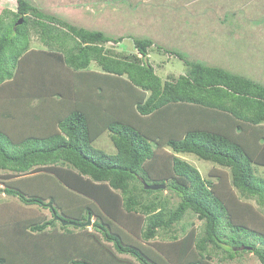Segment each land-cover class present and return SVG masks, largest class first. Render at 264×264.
<instances>
[{"label": "trees", "instance_id": "16d2710c", "mask_svg": "<svg viewBox=\"0 0 264 264\" xmlns=\"http://www.w3.org/2000/svg\"><path fill=\"white\" fill-rule=\"evenodd\" d=\"M16 8L0 14V169L9 171L4 193L20 203L0 205V264H212L211 246L264 264V213L252 203L264 208L253 169L264 167V86L169 50L187 71L164 80L151 39L129 35L135 52L119 53L127 37L31 0ZM32 34L45 48L32 47ZM171 122L188 130L166 139ZM105 132L115 155L94 147ZM178 154L217 166L206 178ZM145 184L165 185L179 204L169 208ZM190 214L203 232L173 234ZM89 217L92 231L62 223ZM160 232L170 240L154 241Z\"/></svg>", "mask_w": 264, "mask_h": 264}, {"label": "rangeland", "instance_id": "374dc122", "mask_svg": "<svg viewBox=\"0 0 264 264\" xmlns=\"http://www.w3.org/2000/svg\"><path fill=\"white\" fill-rule=\"evenodd\" d=\"M31 1L45 12L73 25L101 31L106 35L127 37L121 49L109 44V48H116L121 51L119 53L135 52L132 39L128 38L129 35L153 40L155 45L150 52L151 62L165 80H168L169 76L177 77L187 71L186 65L181 60L169 57L164 52L169 50L211 67H221L264 86V0ZM87 2L92 8H87ZM4 10L16 12V0H0V14H4ZM8 21L7 17L6 22ZM32 47L45 48L33 34ZM95 68L96 65L93 64L92 69ZM18 98L19 96L16 95V103L19 102ZM94 147L110 155L117 153L109 132L99 137L94 142ZM177 156L184 157L185 161L196 167L206 178L209 177L213 167L217 166L191 154ZM253 169L257 176L264 177V167L253 165ZM5 174H9V171L0 169V205L12 202L15 206L20 202L4 193V189L8 187L5 182L8 180H4ZM161 199L167 200L169 208H175L180 201L166 188L161 193ZM252 203L264 213V208L255 201ZM39 211L47 216V220H52L49 209L41 208ZM95 219V217L91 218L92 224L87 227L89 231L93 230ZM57 226L59 227V224ZM193 228L197 229L199 234L202 233L204 222L190 214L174 227L173 234L183 237ZM48 230L52 231L51 228ZM226 232L229 233V229ZM170 236V233L160 232L154 241H169ZM250 241L255 240L251 237ZM257 246L260 247L261 244L257 243ZM213 247L209 248L212 264H262L252 251L229 259L224 251Z\"/></svg>", "mask_w": 264, "mask_h": 264}, {"label": "crops", "instance_id": "0c3cea01", "mask_svg": "<svg viewBox=\"0 0 264 264\" xmlns=\"http://www.w3.org/2000/svg\"><path fill=\"white\" fill-rule=\"evenodd\" d=\"M86 1V0H85ZM90 1H94V0H90ZM87 5H88V2H87ZM92 8L91 6H87V8ZM150 55H151V53H150ZM150 60H151V58H150ZM155 66V65H154ZM155 68H156V70H157V73H158V68L155 66ZM182 75V74H181ZM180 76V74L177 76V77H175V76H169L168 78L169 79H174V78H178ZM162 77V76H161ZM163 78V77H162ZM165 80V79H164ZM188 130V128H187V126L184 124V122H180V123H173V122H171L169 125H167L166 123L165 124H163L162 125V130H161V132H162V134L164 135V137H166V139H169V138H171V139H179L183 134H185V132ZM167 149H169L170 150V148H167L166 147V149H164V150H166V152H169L170 153V151L169 150H167ZM179 155V154H178ZM177 156V155H176ZM180 158H182L183 160H185V158L184 157H181L180 156ZM10 203H12V202H10ZM5 229H6V231H5ZM4 229V231H5V237L7 238V241H8V234H6V233H8V228H5ZM7 241H5V242H7Z\"/></svg>", "mask_w": 264, "mask_h": 264}, {"label": "water", "instance_id": "95a60500", "mask_svg": "<svg viewBox=\"0 0 264 264\" xmlns=\"http://www.w3.org/2000/svg\"><path fill=\"white\" fill-rule=\"evenodd\" d=\"M23 21H20L18 24H22ZM166 188L165 185H148L145 184V189L146 190H153V191H158V190H164ZM55 220H59L57 216H55ZM63 225H69V224H73L74 226H78V227H88L91 226L92 224V220L91 217L88 218L87 222L83 223V224H77V223H71V222H66V221H62Z\"/></svg>", "mask_w": 264, "mask_h": 264}, {"label": "clouds", "instance_id": "9594fccd", "mask_svg": "<svg viewBox=\"0 0 264 264\" xmlns=\"http://www.w3.org/2000/svg\"><path fill=\"white\" fill-rule=\"evenodd\" d=\"M95 222V221H94ZM94 222H93V224H94ZM85 223V222H84ZM83 224V223H82Z\"/></svg>", "mask_w": 264, "mask_h": 264}]
</instances>
